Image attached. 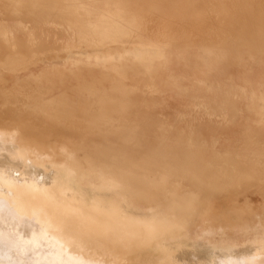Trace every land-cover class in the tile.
<instances>
[{
    "label": "bare ground",
    "instance_id": "obj_1",
    "mask_svg": "<svg viewBox=\"0 0 264 264\" xmlns=\"http://www.w3.org/2000/svg\"><path fill=\"white\" fill-rule=\"evenodd\" d=\"M3 73L0 264H264V0H0Z\"/></svg>",
    "mask_w": 264,
    "mask_h": 264
},
{
    "label": "rangeland",
    "instance_id": "obj_2",
    "mask_svg": "<svg viewBox=\"0 0 264 264\" xmlns=\"http://www.w3.org/2000/svg\"><path fill=\"white\" fill-rule=\"evenodd\" d=\"M143 1V0H140ZM147 1V0H146ZM21 74V73H20ZM4 79H1L0 85L3 84L4 87H8L14 82L19 81V78H15L14 75H10L7 73H3ZM186 97L181 96H170L167 97L164 103L157 105L155 109H151L150 113L154 116H162L166 118L168 122L179 130H186L189 126L197 124L198 121L202 123L201 131L205 134L210 132V129L213 127L220 129L223 132H234L238 133L241 130L242 125L245 123L244 118L238 119L237 123L233 127H223L221 123V119L217 117V114H210V116H201L202 113H198L196 111H188L187 108L190 105V102ZM192 108V107H191ZM186 113L189 117H186L184 120L175 119L176 113ZM215 115V116H214ZM173 121V122H172ZM176 121V122H175ZM237 126V127H236ZM243 199L249 202L252 205H260L263 203L264 198L258 193L247 192ZM22 264L26 263V259L19 260Z\"/></svg>",
    "mask_w": 264,
    "mask_h": 264
}]
</instances>
